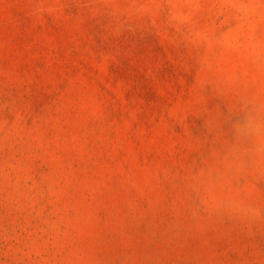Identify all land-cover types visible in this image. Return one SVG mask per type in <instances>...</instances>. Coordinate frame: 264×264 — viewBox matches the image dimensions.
Listing matches in <instances>:
<instances>
[{
    "label": "rangeland",
    "instance_id": "374dc122",
    "mask_svg": "<svg viewBox=\"0 0 264 264\" xmlns=\"http://www.w3.org/2000/svg\"><path fill=\"white\" fill-rule=\"evenodd\" d=\"M0 264H264V0H0Z\"/></svg>",
    "mask_w": 264,
    "mask_h": 264
}]
</instances>
